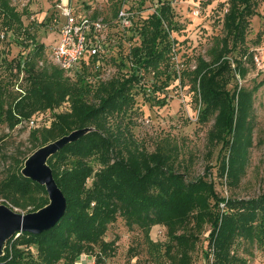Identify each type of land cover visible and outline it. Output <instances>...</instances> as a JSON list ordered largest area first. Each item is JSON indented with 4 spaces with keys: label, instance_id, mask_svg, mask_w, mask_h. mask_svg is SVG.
<instances>
[{
    "label": "trees",
    "instance_id": "trees-1",
    "mask_svg": "<svg viewBox=\"0 0 264 264\" xmlns=\"http://www.w3.org/2000/svg\"><path fill=\"white\" fill-rule=\"evenodd\" d=\"M257 1L227 0L223 36L209 49L208 59L200 56L195 69L183 70L199 104L198 121L206 124L214 120L209 134L222 145V173L234 171L231 186L240 182L245 167L253 130V98L262 86H236L233 92L229 89L233 79H244L248 73L244 59H252L253 55L246 42L250 20L258 15ZM158 3L157 9L134 29L138 42L131 46L128 60L121 61L128 68L126 74L95 87L83 74L71 80L56 66L40 67L45 45L35 42L34 35L24 27L23 16L28 11L19 12L12 0H0V32L18 30L34 44L33 51L18 65L19 73H24L23 92L9 101L0 85V123L13 129L37 114L53 112L49 126L31 131L35 148L22 160H16V170L0 181V196L8 206L25 211L30 207L26 213L45 207L49 203L45 187L21 173L25 161L39 148L73 131L94 129L48 160L67 199L65 215L47 232H23L12 237L5 244L0 264H107L117 250V239L107 240L108 231L119 219L129 230L143 234L151 247L152 264H192L207 230V256L212 255L211 264H246L238 251L241 244L257 245L264 250V192L250 199L221 197L210 170L197 179H188L170 154L162 149L153 153L141 150L129 138V129L113 121L134 108L135 88L144 86L142 81L147 74L156 79L151 85L154 92L168 89L178 78L171 71L176 44L172 34L179 32L180 27L171 1ZM56 17L59 18V12ZM111 53L103 58L88 55L79 65L114 58ZM66 103L68 111L54 112ZM157 103L164 106L167 100L159 99ZM235 125L242 128L238 132L242 134L234 137L232 148L227 146V135L233 134ZM221 204L227 211L220 208ZM156 226L166 230L167 240L163 243L151 239ZM143 251L140 243L130 247L129 261L138 258L136 264H142Z\"/></svg>",
    "mask_w": 264,
    "mask_h": 264
},
{
    "label": "rangeland",
    "instance_id": "rangeland-1",
    "mask_svg": "<svg viewBox=\"0 0 264 264\" xmlns=\"http://www.w3.org/2000/svg\"><path fill=\"white\" fill-rule=\"evenodd\" d=\"M71 1L78 10L94 17L104 18L111 24L108 36L112 45L113 53L111 54L115 57L78 65L71 74L66 73V76L75 80L78 74H83L88 82L97 87L101 82L125 75L128 68L124 67L121 61L128 60L131 46L138 42L134 29L157 9L158 0ZM170 1L175 20L180 27L179 32L172 34L176 44L171 60V71L178 78L168 89L154 92L151 85L156 79L147 74L142 81L144 84L142 88L147 91L140 87L135 88L134 108L114 118L113 121L116 125L121 123L124 129H129V138L131 137L141 150L153 153L162 149L170 154L175 166L180 172L186 174L188 179H197L210 170L208 173L211 174L221 197L256 198L264 192V0L257 1L258 15L250 20L246 45L250 48L253 57L244 59L248 68L247 76L244 79L237 76L229 85V89L233 92L236 86L253 89L262 83L254 94L251 109L253 130L250 133L252 138H249L251 146L248 154L245 155V167L240 175V182L236 186L230 185L233 181V169L230 174L229 169L226 168L227 172L222 173L220 168L223 157V154L220 155L222 145L217 140H213V135L209 134L214 120L206 124L198 121L199 104L190 89V78L183 75L184 69H195L198 57L208 59L209 49L218 37L223 36V19L227 11V0ZM59 2L57 0H12V4L19 12L28 11L23 16L24 27L34 35L35 42L45 45V56L39 63L40 67L56 66L51 59L50 49L61 26L59 21H54L59 12L57 8ZM118 8L132 14L133 29L123 28L117 23L114 13ZM25 37L26 35L18 30L10 33L5 30L0 32V85L4 88V95L9 101L20 92L17 87L21 88L24 83V73H19L18 65L34 48V44ZM126 63L130 65L128 61ZM181 77H184L182 82ZM161 79L164 81L165 76L163 75ZM163 98H166L167 104L160 106L157 102ZM68 109L69 104L66 103L54 112H66ZM52 113L48 111L37 114L39 125L50 124ZM240 129L242 130L235 125L233 134L227 135L228 147L235 146L234 137L242 134V131L238 134ZM32 130L29 120L21 121L13 129L6 123H0V181L5 179L11 171L16 170V160H22L35 148L36 144L30 137ZM228 160L229 156L227 162ZM242 161L244 163V159ZM3 204L9 205L0 196V205ZM220 208L227 211L222 204ZM15 210L18 213L27 214L30 207L27 211L21 208ZM209 232L207 230L203 234L194 253L192 264H211L212 255L209 256L210 258L207 256L206 239ZM114 239H117L116 254L107 259V264H136L138 258L129 261L128 251L130 247L139 243L144 249L143 255L140 256L142 264H152L151 247L139 230H129L124 221L119 219L110 226L108 231L107 240ZM151 239L156 243L165 242L166 230L159 226L152 228ZM238 251L246 259V264H264V250L259 249L257 245L241 244Z\"/></svg>",
    "mask_w": 264,
    "mask_h": 264
},
{
    "label": "water",
    "instance_id": "water-1",
    "mask_svg": "<svg viewBox=\"0 0 264 264\" xmlns=\"http://www.w3.org/2000/svg\"><path fill=\"white\" fill-rule=\"evenodd\" d=\"M93 130V128H85L73 131L39 148L27 158L21 173L24 177L45 187L49 203L40 210L27 214L18 213L5 204L0 205V257L4 255L6 242L15 235L23 232L42 234L55 227L65 215L67 199L55 180L48 160L62 148Z\"/></svg>",
    "mask_w": 264,
    "mask_h": 264
},
{
    "label": "built area",
    "instance_id": "built-area-1",
    "mask_svg": "<svg viewBox=\"0 0 264 264\" xmlns=\"http://www.w3.org/2000/svg\"><path fill=\"white\" fill-rule=\"evenodd\" d=\"M57 8L59 18L56 17L54 21H59L61 26L58 42L50 49L54 65L65 73L71 74L86 56L103 58L111 53L112 45L108 36L111 25L109 22H106L104 18L94 17L78 10L71 0H61ZM116 21L123 28L133 26L132 14L125 9L119 10ZM17 89L23 92L21 88L17 87ZM37 119L35 115L29 120L31 129L41 127Z\"/></svg>",
    "mask_w": 264,
    "mask_h": 264
},
{
    "label": "crops",
    "instance_id": "crops-1",
    "mask_svg": "<svg viewBox=\"0 0 264 264\" xmlns=\"http://www.w3.org/2000/svg\"><path fill=\"white\" fill-rule=\"evenodd\" d=\"M55 39H56V40H55L54 44H56V43L58 42V39H59V31H58L57 36H56ZM54 44H53V45H54Z\"/></svg>",
    "mask_w": 264,
    "mask_h": 264
}]
</instances>
